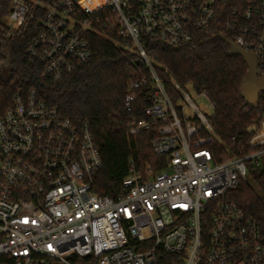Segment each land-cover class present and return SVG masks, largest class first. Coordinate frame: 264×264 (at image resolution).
I'll list each match as a JSON object with an SVG mask.
<instances>
[{"label":"built area","instance_id":"1","mask_svg":"<svg viewBox=\"0 0 264 264\" xmlns=\"http://www.w3.org/2000/svg\"><path fill=\"white\" fill-rule=\"evenodd\" d=\"M232 4L228 11L226 6ZM0 0L7 38L28 31L25 55L43 80L58 83L94 56L92 33L129 40L146 73L131 82L124 109L147 88L145 118L136 136L160 124L151 142L166 168L144 177L130 170L116 200L93 191L102 160L87 125L75 126L35 91L5 94L0 84V264H264V209L246 214L229 193L264 174V115L249 154L216 162L207 147L218 138L205 93L182 86L146 52L148 41L179 47L198 31L229 35L264 75V0ZM200 98L207 105H197ZM264 197V187L260 188Z\"/></svg>","mask_w":264,"mask_h":264},{"label":"trees","instance_id":"2","mask_svg":"<svg viewBox=\"0 0 264 264\" xmlns=\"http://www.w3.org/2000/svg\"><path fill=\"white\" fill-rule=\"evenodd\" d=\"M241 1L245 8L247 0ZM232 7L228 4L226 10ZM109 16L115 29H100L89 37L94 52L91 61L58 83L43 80L38 62L25 55L32 32L7 38L0 24V84L8 97L35 91L40 100L73 125H87L103 164L94 175L93 191L116 200L131 169L145 177L148 172L164 170L167 163L151 148L160 124L150 122L147 130L136 136L129 134L131 119L145 118L149 90L137 91L132 113L125 111L124 98L130 83L147 75L138 65L135 52L126 48L130 42L119 34L115 17ZM217 30L195 32L190 42L176 48L148 41L146 52L161 65L160 79L167 78L166 71L180 85H191L197 94L207 95L213 105L210 121L218 138L207 147L216 162H225L253 151L248 146L253 135L247 130L258 125L264 115V94L257 107L245 105L240 89L248 67L240 56L231 55V37ZM263 187V172L250 170L248 181L230 192L229 198L246 214L258 217L264 209L260 196ZM158 264H172V257L162 254Z\"/></svg>","mask_w":264,"mask_h":264},{"label":"water","instance_id":"3","mask_svg":"<svg viewBox=\"0 0 264 264\" xmlns=\"http://www.w3.org/2000/svg\"><path fill=\"white\" fill-rule=\"evenodd\" d=\"M230 53L233 56H240L248 67L247 75L241 85L240 95L244 99L247 107L255 108L259 103L260 95L264 94V75L258 76L257 63L251 54L243 51L232 43ZM254 131L255 127L252 126L247 130V133L253 134Z\"/></svg>","mask_w":264,"mask_h":264},{"label":"rangeland","instance_id":"4","mask_svg":"<svg viewBox=\"0 0 264 264\" xmlns=\"http://www.w3.org/2000/svg\"><path fill=\"white\" fill-rule=\"evenodd\" d=\"M196 104H197V105H207L208 102H207L206 99H204V98H200V99H198V100L196 101ZM209 111H210L211 114L213 113L212 109H209ZM260 164L263 166V165H264V162H263L262 160H260ZM248 178H249V177H248ZM260 196H261V198H262V200H263V202H264V197H263L262 192H261Z\"/></svg>","mask_w":264,"mask_h":264}]
</instances>
